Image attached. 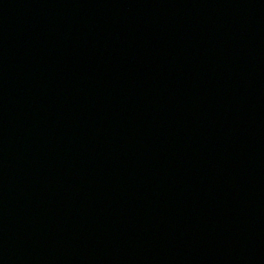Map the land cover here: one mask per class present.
I'll return each mask as SVG.
<instances>
[{
    "label": "water",
    "instance_id": "water-1",
    "mask_svg": "<svg viewBox=\"0 0 264 264\" xmlns=\"http://www.w3.org/2000/svg\"><path fill=\"white\" fill-rule=\"evenodd\" d=\"M0 264H264V0H0Z\"/></svg>",
    "mask_w": 264,
    "mask_h": 264
}]
</instances>
